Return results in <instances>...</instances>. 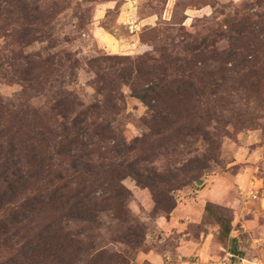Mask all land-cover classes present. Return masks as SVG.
Masks as SVG:
<instances>
[{
	"label": "rangeland",
	"instance_id": "rangeland-1",
	"mask_svg": "<svg viewBox=\"0 0 264 264\" xmlns=\"http://www.w3.org/2000/svg\"><path fill=\"white\" fill-rule=\"evenodd\" d=\"M25 57L112 121L108 162L141 139V173L173 184L126 176L140 248L103 216L89 263L264 264V0H0V96L21 90Z\"/></svg>",
	"mask_w": 264,
	"mask_h": 264
},
{
	"label": "trees",
	"instance_id": "trees-1",
	"mask_svg": "<svg viewBox=\"0 0 264 264\" xmlns=\"http://www.w3.org/2000/svg\"><path fill=\"white\" fill-rule=\"evenodd\" d=\"M26 59L25 69L15 74L21 90L0 96V264H96L88 262V250L103 216L125 225L118 241L139 250L142 235L138 223H130V192L122 180L131 176L143 186L161 185L167 194L173 184L141 173L140 165L151 161L136 154L143 152L141 139L122 143V155L131 161L108 162L111 157L99 149L114 136L112 121L91 120L89 110L96 114L99 106L78 101L64 81L45 88L48 59ZM65 67L72 74L75 64ZM41 95L46 103L36 107L31 100ZM210 206L205 210L212 213ZM215 217L229 235L230 224ZM90 255L94 259L98 251Z\"/></svg>",
	"mask_w": 264,
	"mask_h": 264
},
{
	"label": "built area",
	"instance_id": "built-area-1",
	"mask_svg": "<svg viewBox=\"0 0 264 264\" xmlns=\"http://www.w3.org/2000/svg\"><path fill=\"white\" fill-rule=\"evenodd\" d=\"M241 264H255L254 261H249L247 259H241Z\"/></svg>",
	"mask_w": 264,
	"mask_h": 264
},
{
	"label": "crops",
	"instance_id": "crops-1",
	"mask_svg": "<svg viewBox=\"0 0 264 264\" xmlns=\"http://www.w3.org/2000/svg\"><path fill=\"white\" fill-rule=\"evenodd\" d=\"M185 252H182V250H180V254H184ZM163 264H164V261H163ZM172 264V263H171ZM177 264H181L180 262H178Z\"/></svg>",
	"mask_w": 264,
	"mask_h": 264
}]
</instances>
